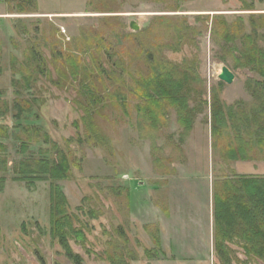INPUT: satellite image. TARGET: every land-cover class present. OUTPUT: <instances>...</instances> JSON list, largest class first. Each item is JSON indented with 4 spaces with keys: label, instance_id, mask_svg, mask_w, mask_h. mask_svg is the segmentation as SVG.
<instances>
[{
    "label": "rangeland",
    "instance_id": "1",
    "mask_svg": "<svg viewBox=\"0 0 264 264\" xmlns=\"http://www.w3.org/2000/svg\"><path fill=\"white\" fill-rule=\"evenodd\" d=\"M262 15L264 0H1L0 113L7 110L0 126L21 141H0L6 148L0 159L8 164L0 172L6 179L0 193V264H75L51 236L54 186L67 204V242L80 264H109L119 253L133 258L130 264H217L213 241L208 242L212 186L218 177L238 174L233 162L220 158L219 144L213 149L212 100L225 114L228 107L250 113L258 102L248 81H261L236 65L231 44L217 28L222 20L241 26L238 35H249ZM132 21L138 31L129 28ZM235 44L239 49L240 42ZM69 59L84 68L80 77L68 76ZM162 64L178 72L188 68L196 79L186 85L191 128L185 135L176 109L165 101L153 121L140 111L144 103L136 82ZM222 67L234 75L229 85L218 79ZM83 78L95 83L99 99L92 117L97 138L81 120L88 102L79 85ZM18 101L31 111L15 121ZM15 125L38 128V138L46 134L57 145L70 164L66 180L14 181L21 178L22 160L56 157L52 146L33 143ZM240 133L249 142L243 129ZM21 143L28 145L26 155L20 154ZM199 238L208 242L204 250L195 247ZM230 247L238 260L245 259L240 247Z\"/></svg>",
    "mask_w": 264,
    "mask_h": 264
},
{
    "label": "trees",
    "instance_id": "2",
    "mask_svg": "<svg viewBox=\"0 0 264 264\" xmlns=\"http://www.w3.org/2000/svg\"><path fill=\"white\" fill-rule=\"evenodd\" d=\"M17 1L20 4L29 2V0ZM21 9V6H19L18 11ZM256 21V25L252 23L253 27L249 35H238L237 31L242 29L241 26L227 24L222 20L220 21L222 27L217 28L220 38L226 44H231L229 49L235 55L234 60L236 65L243 68L248 67L251 71L256 72L261 79V81H248V88L252 90L255 101L258 102L252 106L250 113H247V109H240L239 111H242V113L237 114L233 111V108L228 107L225 114L220 103L213 97L211 135L214 142L212 146L214 147V145L219 144L222 161L246 162L256 159L264 161V46H258V42L264 44V33L258 32V29L264 31V15L258 17ZM236 40L240 42L239 49L235 44ZM64 67H67L68 76L71 78L80 77L84 71V68L82 69L77 61H71L70 59ZM98 67L101 69L102 75H105V70L100 65ZM187 69L178 72V67L162 64L159 70L152 72L151 77L140 78L138 83L136 82V84H140L142 92L139 97L144 103V107L140 108V111L152 120L161 110L163 101L168 105L174 106L178 115L177 121L183 127L182 135L187 134L191 128V119L187 115L189 92L186 85L190 86L192 81H196V79H193V76L190 77L192 74L190 75ZM87 78H90V75L87 74ZM25 80L27 81V79ZM85 80L83 78L79 82L81 88L86 91V98H88L84 110L86 117H82L83 119L81 118V120L87 133L91 137L97 138L92 117L97 111L93 107L94 100L99 99L95 94L96 88L93 87L95 83L91 82L93 78H90L91 83H87ZM29 86L26 83L24 89L29 90ZM150 88L152 91H150ZM184 89L186 90L185 93L182 92ZM15 94L17 96L20 95L19 92H15ZM13 108L16 109L15 114L12 116L15 121L21 120L23 115L29 114L31 111V105L27 102H15ZM6 110L7 108L5 107L3 112ZM3 112L0 113V119L5 115ZM74 125L75 127L78 126L77 123ZM229 126L232 129L233 135L230 134ZM15 128H18L21 133L31 136L28 140H32L33 143L42 142L52 146L56 157L27 158L26 160H22L18 165L17 171V174L21 175V178H14V181L27 180L30 184H33L34 182L46 179L63 181L68 178L70 169L68 158L58 149L56 144L49 140L46 134H41V137L38 138V128H27L19 125H15ZM241 129L250 137L249 142L242 140ZM8 132V127L0 126V141L7 140L10 137L21 141V138L18 136L19 134L10 133L8 135ZM253 147L256 149V154H251ZM213 149L217 148L214 147ZM27 151L28 145L21 143L20 154L26 155ZM4 152H6V148L0 142V154ZM38 152L45 155L49 154L46 151L43 152V150H39ZM7 165L5 159H0L1 173L7 171ZM5 182V177H0V193L3 191ZM50 193L49 224L51 236L58 238L59 245L68 259L72 260L75 264H80L81 258L72 253L67 242L66 233L71 229V226L67 223V204L65 199L58 187L54 186L51 188ZM212 222L213 251L217 264H233L234 261L236 264H250L253 260H259L264 264V177L240 175H234L230 178L218 177L212 186ZM119 233L122 237L124 236L121 229H119ZM154 244L158 249L161 248L159 237H154ZM230 245L240 247L245 259L238 260ZM146 254L151 259L156 257L148 251ZM107 261L109 264H130L133 258L119 253L116 259H108Z\"/></svg>",
    "mask_w": 264,
    "mask_h": 264
},
{
    "label": "crops",
    "instance_id": "3",
    "mask_svg": "<svg viewBox=\"0 0 264 264\" xmlns=\"http://www.w3.org/2000/svg\"><path fill=\"white\" fill-rule=\"evenodd\" d=\"M235 166L234 170L236 174L240 175V176H258V177H264V162H233ZM210 231H211V227H210ZM205 233V232H203ZM206 235H208L207 231H206ZM211 236H212V240H211ZM209 240L208 242L213 241V222H212V233L210 232L209 236H208ZM207 240H205V238H199V241L196 243L195 247L197 248V250L201 249L204 250L206 243H208ZM209 252V250H211V247H207L206 248ZM212 251H213V247H212ZM213 255L214 251H213ZM216 259V258H215ZM198 264H205L204 261H201Z\"/></svg>",
    "mask_w": 264,
    "mask_h": 264
},
{
    "label": "water",
    "instance_id": "4",
    "mask_svg": "<svg viewBox=\"0 0 264 264\" xmlns=\"http://www.w3.org/2000/svg\"><path fill=\"white\" fill-rule=\"evenodd\" d=\"M129 28L132 31H138V26L135 22H130L129 24ZM218 79L222 82H224L225 84H231L234 80V75L226 68V67H222L220 74L218 75Z\"/></svg>",
    "mask_w": 264,
    "mask_h": 264
}]
</instances>
